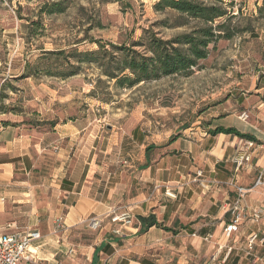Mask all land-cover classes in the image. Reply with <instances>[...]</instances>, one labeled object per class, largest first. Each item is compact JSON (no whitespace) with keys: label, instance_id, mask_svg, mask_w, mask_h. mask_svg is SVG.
I'll return each mask as SVG.
<instances>
[{"label":"rangeland","instance_id":"rangeland-1","mask_svg":"<svg viewBox=\"0 0 264 264\" xmlns=\"http://www.w3.org/2000/svg\"><path fill=\"white\" fill-rule=\"evenodd\" d=\"M159 1L0 0V121H4L0 127L5 123L26 128L45 126L51 130L56 125L69 124L74 127L72 140L60 141L58 145L64 151L63 157H68L67 166L102 169L105 174L133 172L128 180L130 187L135 186L136 175L145 167L146 144L151 147L148 159L157 168L184 129L210 125L212 114L222 115L219 120L224 125H243H237L226 113H240V116L248 111L251 114L255 106L264 104L261 90L264 18L257 11L263 0H224L232 2L226 7L235 15L231 27L249 30L231 40L221 39L210 45L207 58L189 77H165L131 89H119L94 65L82 64L77 75L64 76L72 71L69 68L74 62L71 51L96 50L91 41L126 44L137 40L143 29H151L168 39L194 26L193 23L183 28L161 26L160 22L164 21L168 26L173 25L176 14L157 12L154 5ZM54 4H60L63 12L50 13V9H55ZM58 51L64 53L57 55ZM248 116L245 122L252 121V115ZM178 158V154L170 157L163 166L179 164ZM181 163L193 171L203 170L195 159L184 158ZM115 180L111 175L108 187ZM62 199V195L49 191L46 194L49 207L37 201L40 208L32 216L37 221L20 226L42 228L40 231L44 234L56 230L49 219L56 202ZM123 207L118 203L110 206L130 214ZM32 210H27V214ZM61 212L65 214L66 209L62 208ZM93 217L89 215L68 229L60 241L77 252L75 264H88L87 253L101 239L116 235L113 230L119 224L111 223V215L102 216L97 230L88 227ZM62 233L56 232L59 236ZM226 243L231 248L227 261L222 262L221 254L210 258V254L195 257L190 253L184 264H264V244L249 252L246 240L237 233ZM118 244L130 246L132 241L121 240ZM149 259L151 264L158 260ZM177 259L181 261L182 257L177 255ZM59 262L72 264L65 258ZM166 264L176 263L167 260Z\"/></svg>","mask_w":264,"mask_h":264},{"label":"crops","instance_id":"crops-1","mask_svg":"<svg viewBox=\"0 0 264 264\" xmlns=\"http://www.w3.org/2000/svg\"><path fill=\"white\" fill-rule=\"evenodd\" d=\"M261 90L264 91V86ZM231 113L226 114L233 117L237 125H243H224L219 120L222 115L212 114L210 125L184 129L157 168L148 159L151 147L146 144L143 148L145 167L136 175L138 182L130 187L128 180L133 172L105 174L102 169L67 166L68 157H63L64 151L58 145L60 141H70L73 126L62 123L47 130L45 126L26 128L3 123L0 127V235L26 229L40 233L38 260L19 264H60L59 260L64 258L75 264L77 252L69 244L60 242L66 231L89 215L102 221V216L107 218L115 210L110 206L118 203L132 214V224H116L124 231L113 238L101 239L87 253L88 264L92 259L94 264H151L149 258H158L151 261L153 264H166L167 260L184 264L190 253L195 257L210 254V258L221 254L224 262L231 248L223 230L231 220L230 209L237 199L236 187L248 189L240 202L245 218L236 233L245 240L251 233L264 236V187L253 188L258 175H264V104L255 106L251 114L248 112L252 115L250 122L240 119V113ZM217 127L234 128L254 137L256 142L249 150L252 155L249 165L236 170L232 159L238 149L245 148V140L225 134L213 135ZM63 131L67 133L63 134ZM147 148L150 149L146 152ZM177 154L179 164L163 166ZM184 158L198 160L203 170L188 169L181 163ZM111 175L116 182L108 187ZM128 188H131L129 195ZM47 190L63 196L61 202H56L49 219L56 230L44 234L40 231L42 228L20 226L37 221L32 217L40 208L37 201H43L44 207H49ZM167 192L172 197H168ZM62 208L66 209L65 214L61 212ZM30 209L33 210L28 215ZM253 210L259 213L257 221L250 220ZM147 217L170 231L155 226L145 228L141 219ZM57 230L63 231L61 236L56 234ZM121 240L132 241V244L117 245ZM177 255L182 257L181 261Z\"/></svg>","mask_w":264,"mask_h":264},{"label":"trees","instance_id":"trees-1","mask_svg":"<svg viewBox=\"0 0 264 264\" xmlns=\"http://www.w3.org/2000/svg\"><path fill=\"white\" fill-rule=\"evenodd\" d=\"M232 2L224 0H160L154 5L157 12L171 11L176 14L173 25L160 22L167 28H183L193 23L188 32L174 37L163 39L151 29H143L137 40L128 43H104L99 40L91 41L97 46L94 51L72 52L74 62L69 65L71 72L66 78L78 74L82 64L94 65L101 71L102 76L114 82L119 89H131L141 83L157 81L165 77H189L199 63L205 60L209 53V46L218 40H231L234 36L247 32L249 29L231 27L235 18L226 7ZM50 13L63 12L60 4L52 5ZM261 18H264V0L257 9ZM63 51L56 52L62 55ZM70 53V52H69ZM213 135L225 134L241 140L256 142L254 137L243 134L234 128L217 127ZM150 148L146 149V152ZM145 228L153 226L167 232L170 229L162 227L152 217L141 219ZM229 255L226 257L227 261ZM94 261L92 259V263Z\"/></svg>","mask_w":264,"mask_h":264},{"label":"built area","instance_id":"built-area-1","mask_svg":"<svg viewBox=\"0 0 264 264\" xmlns=\"http://www.w3.org/2000/svg\"><path fill=\"white\" fill-rule=\"evenodd\" d=\"M240 119L246 120L247 115L242 113ZM244 149L241 147L233 157L232 161L236 168L239 170L245 165H249L252 155L249 152L254 147L252 141L245 140L243 142ZM201 176V172L197 173ZM264 187V175L260 173L255 180L253 188ZM237 199L234 201L230 215L231 220L226 223L223 234L228 240L231 236L238 231V228L245 218L242 208L240 207L241 200L248 193V189L243 187H236ZM168 197H172L169 192L166 193ZM111 223L120 224L121 226H129L132 224L133 217L128 212L118 213L112 211ZM259 219L258 211L253 210L250 216V220L257 221ZM102 221L93 217L88 221V227L91 230H97L100 228ZM113 234H120V229H114ZM40 240V233L37 230L26 229L23 231H14L5 235H0V264H19L21 262L34 263L38 260L39 246L37 242ZM264 244V236H259L257 233H251L247 240L246 246L249 252L253 251L256 246Z\"/></svg>","mask_w":264,"mask_h":264}]
</instances>
